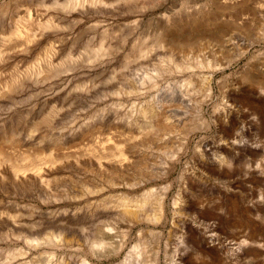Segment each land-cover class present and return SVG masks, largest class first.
Listing matches in <instances>:
<instances>
[{"label":"rangeland","instance_id":"rangeland-1","mask_svg":"<svg viewBox=\"0 0 264 264\" xmlns=\"http://www.w3.org/2000/svg\"><path fill=\"white\" fill-rule=\"evenodd\" d=\"M252 78L264 0H0V264H264Z\"/></svg>","mask_w":264,"mask_h":264},{"label":"bare ground","instance_id":"bare-ground-1","mask_svg":"<svg viewBox=\"0 0 264 264\" xmlns=\"http://www.w3.org/2000/svg\"><path fill=\"white\" fill-rule=\"evenodd\" d=\"M91 6V5H90ZM86 7H87V5H86ZM93 7V6H92ZM107 7V6H106ZM111 7V6H110ZM94 8V7H93ZM113 8H114V5H113ZM88 9V8H87ZM90 9V8H89ZM85 11V10H84ZM96 11V10H95ZM97 12V11H96ZM200 12H201V10H200ZM199 13V12H198ZM197 13V14H198ZM207 13V12H206ZM194 14H196V13H193V15ZM202 13H200V15H201ZM199 15V16H200ZM196 16V15H195ZM198 16V17H199ZM207 16V15H206ZM201 17V16H200ZM177 18V17H176ZM191 18V17H190ZM173 19V18H172ZM179 19V18H178ZM203 19V18H202ZM177 20V19H176ZM180 20V19H179ZM173 21V20H172ZM174 23V22H173ZM162 24V23H161ZM177 25V24H176ZM161 27V26H160ZM165 27V26H164ZM163 27V28H164ZM158 29H159V27H158ZM168 29H170V27H168V26H166L165 27V32H166V34H168ZM173 29V28H172ZM163 30V29H162ZM164 35H165V33H164ZM161 36V35H160ZM173 36V35H172ZM163 39V38H162ZM187 39H189V38H187ZM183 61V60H182ZM178 66V65H177ZM183 66H187L186 64L185 65H183ZM252 80L255 82V83H257V87H256V90L257 91H259V92H264V78L263 79H256V78H252ZM209 89H211V87L209 86ZM151 107V106H150ZM145 110V109H144ZM148 110V109H147ZM143 111V110H142ZM149 113H153V116H155V111H153V108H151V110H149V111H146L145 110V112H144V114L145 115H148ZM158 114V113H157ZM157 116V115H156ZM155 116V117H156ZM146 117V116H145ZM159 117V116H158ZM157 117V118H158ZM159 123V122H158ZM120 155H125V151H124V149H122L121 148V150H120ZM119 155V156H120ZM4 157V151H3V149H2V147H0V161H1V159ZM21 168H23V166L22 165H17L16 166V170H15V173H16V176H20L21 174L22 175H24L25 174V169H21ZM147 196V195H146ZM149 200V197L147 196V197H144L143 199H141L140 201L141 202H139L138 204L139 205H144L147 201ZM154 202H155V205H156V211H155V216L156 217H158V216H160V215H162L163 214V211H164V196H162V195H159L157 198H156V200H154ZM130 204V203H129ZM201 236H202V239L204 238V240L206 241V242H211V244H213V245H211V246H214V247H216V248H218L225 256H226V261L227 262H230L231 264H241V262H240V256H241V254H242V246H243V244H245V243H247V240L246 239H242L241 241H236V242H219V241H217V239H218V237H220V236H218L215 232H212V233H209V234H206V233H204V234H201ZM202 239H201V241H202ZM219 240V239H218ZM226 241V240H225ZM198 242H200V241H198ZM199 245V248L200 249H202L201 251L203 252L204 250H206V249H204V247L203 246H201V244L199 243L198 244ZM138 250V249H137ZM138 252V254L137 255H140L141 254V252H140V250H138L137 251ZM136 254V253H135ZM133 256H136V255H133ZM133 256H129L128 258H127V263L126 264H133V260L131 261V259H132V257ZM139 257V256H138ZM152 261V263L151 264H160V260H159V257L158 256H156V257H154L153 258V260H151ZM166 262V261H165ZM141 263V262H140ZM84 264H91V263H89V262H85ZM165 264H169V262H166Z\"/></svg>","mask_w":264,"mask_h":264}]
</instances>
